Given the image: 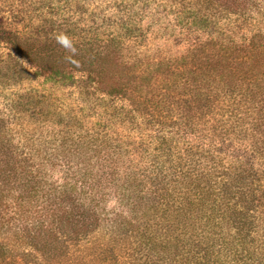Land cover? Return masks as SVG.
Wrapping results in <instances>:
<instances>
[{
    "label": "trees",
    "instance_id": "trees-1",
    "mask_svg": "<svg viewBox=\"0 0 264 264\" xmlns=\"http://www.w3.org/2000/svg\"><path fill=\"white\" fill-rule=\"evenodd\" d=\"M197 1L206 5L205 12L233 16L246 28L241 37L213 28L215 36L157 62L155 108L169 121L156 120L157 126L173 125L168 112L180 110L178 135L160 126L137 144L87 132L68 145L62 136L61 155L65 160L71 155L76 168L41 192L40 151L16 143L0 112V215L10 209L15 216L12 224L0 217V264H264V0ZM45 18L26 34L0 12L5 73L0 78L28 79L23 60L36 75L68 81L81 95L130 96L132 108H119L116 121H146L133 98L155 73L144 75L136 64L122 61L114 36L105 40L98 31L83 29L84 35L68 40L59 33L61 25ZM206 18L193 20L209 27ZM12 96L10 112L33 120L35 127L37 118L57 116L36 91ZM168 104L175 108L167 111ZM193 112L213 119L211 126L213 115H225L219 130L230 154L211 145L196 148L187 135L172 142L184 135ZM135 155L140 163L134 164ZM224 160L228 163L221 165ZM108 198L120 207L112 218L101 208ZM95 234L102 243L88 260L69 258L71 246Z\"/></svg>",
    "mask_w": 264,
    "mask_h": 264
},
{
    "label": "rangeland",
    "instance_id": "rangeland-1",
    "mask_svg": "<svg viewBox=\"0 0 264 264\" xmlns=\"http://www.w3.org/2000/svg\"><path fill=\"white\" fill-rule=\"evenodd\" d=\"M191 2L186 0H0V12L9 23L18 24L20 31L26 34L32 31L31 28H37L39 21L46 17L45 19L52 20L55 26H62L59 33L65 35L68 40L81 37L84 35V30L98 31L105 40L109 36H114L121 43L119 47L122 61L136 64L137 70L147 75L148 72L155 73L157 62L175 59L191 44L204 40L207 36H215L213 28L233 37H241L244 34L242 31L246 26L242 30L244 25L238 21L239 19L224 14L219 15V18L221 17L219 19L214 9L205 12L207 9L204 3L197 0ZM41 3L43 7H40ZM198 15L207 17L209 27L203 24L202 19L193 20V17ZM262 27L264 28V20ZM20 62L30 70V77L10 82L0 78V112H4L8 118L7 126L10 127L16 143L26 146L35 154L37 152L39 154L40 151L37 164L41 173L38 179L41 182L39 186L41 192H44L46 184L60 183L65 172H72L76 168L75 163L71 161L73 159L71 155H68L71 160H65L61 155L59 140L62 136L68 145L78 141L77 135L87 132L93 137L103 136L107 140L120 136L125 138V141H131V144H137L142 140L146 141L145 137L152 131H158L160 126L165 128L167 133L168 130L175 131L176 120H182L184 115L180 110H171L168 114L173 116L171 120L174 124L161 123L157 126L156 120L169 122L155 108L157 98L160 96L158 86L160 84L157 85L159 82L157 75L160 72L155 73L151 82L133 98L138 104V111L145 113L146 121H141V117H137V122L134 124H120L116 121L118 120L116 114L119 108H124L125 112L130 111L132 108V105H129L130 96L112 99L100 94L81 95L76 86L67 85L68 81L59 83L46 80L45 77L36 75L34 69L29 68L26 62L23 60ZM4 74L2 68L0 76ZM32 90L46 96L48 108L57 114L50 120L37 118L36 127L31 125L33 120L12 114L8 108L13 94H24ZM167 106L168 111L173 105ZM174 108L175 106L172 107ZM136 114L139 116V113ZM204 116L193 112L191 118L186 121L188 127L185 123H181L184 129L187 127L184 135L180 139L173 138L172 142L178 143L187 135L196 148L198 146L204 151L211 145L213 150L217 148L221 152L228 153L229 147L222 144L224 135L219 130L223 124L218 121L226 119L225 115L222 117L213 115L214 126H211L213 119ZM133 127L135 129L130 130ZM175 132L178 135V131ZM116 152L124 154L127 150L119 149ZM144 155L141 153L142 159ZM135 156L137 159L134 164L140 163L137 161L139 157ZM227 163L228 161L224 160L221 165ZM102 204L101 208L107 218L110 216L112 218L117 210H120L114 198H108ZM2 213L0 217H3L8 224H12L15 217L13 211L4 209ZM98 234L102 236L103 232ZM97 239L96 234L91 235L78 246H71L69 258L76 256L79 259L82 255V258L85 256L88 260V253L95 249V244L102 243Z\"/></svg>",
    "mask_w": 264,
    "mask_h": 264
}]
</instances>
